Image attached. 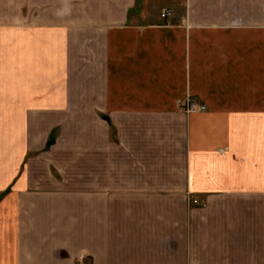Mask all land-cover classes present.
<instances>
[{
    "label": "crops",
    "instance_id": "0c3cea01",
    "mask_svg": "<svg viewBox=\"0 0 264 264\" xmlns=\"http://www.w3.org/2000/svg\"><path fill=\"white\" fill-rule=\"evenodd\" d=\"M2 5L3 149L19 167L31 136L81 138L53 189L0 209L2 242L28 225L49 249L0 264H264V0Z\"/></svg>",
    "mask_w": 264,
    "mask_h": 264
},
{
    "label": "rangeland",
    "instance_id": "374dc122",
    "mask_svg": "<svg viewBox=\"0 0 264 264\" xmlns=\"http://www.w3.org/2000/svg\"><path fill=\"white\" fill-rule=\"evenodd\" d=\"M3 9L5 8L2 5V0H0V16L1 13H3ZM61 121L65 120H58L59 123ZM0 123H2V120H0ZM69 132V128L58 126L53 129H50L47 134L42 133L41 135L31 136L30 141H32L35 146H37L39 141L38 145H41V149L27 150L23 159V164L17 167L15 164L19 162L18 160L22 159V152L19 153L18 151H9L3 149L6 143V134H4L3 127L0 124V185L1 178L15 177V182L13 181L7 184L4 189H0V209L7 206L10 208H17L20 206V208L27 210V208H29L28 204L32 201L33 196H35V194L45 196V192H48L49 190L53 189V185L50 180V174L54 175L55 177H58L59 180L61 179V177L59 170H57V168L54 167L50 161L56 159V155H59L62 152L64 153V151H59L61 147L64 148L67 144L72 143L73 141L81 138L80 135H76L75 137H73ZM59 157L60 156H58V158ZM8 162H10V166ZM78 170L80 171V166L78 167ZM23 177H26V179L28 178L29 180L26 183V186H29L30 193L25 192L23 195V199L19 200L16 196V182L19 180V178ZM32 181L35 182L33 183ZM4 212L8 214V211L5 210ZM1 217L2 215L0 214V228L3 222ZM29 222H32V219L29 220ZM23 227L24 228L20 231L13 230L5 232L4 237L7 238L6 242H2L3 234L0 230V260L1 256H5L8 254L16 255L17 244H19L18 246L20 247L22 246V250L27 249L29 253H32V251L35 252L36 249L38 251H41V249L42 251L44 249H49L40 247L39 244H37L36 247L34 244L35 237L33 229L29 228L28 225H24ZM8 232L9 234L6 235V233ZM42 235H44V232H42ZM45 235L48 238L49 232H45ZM68 253H70L69 249L62 248L60 251L58 249L57 255L66 256L68 255Z\"/></svg>",
    "mask_w": 264,
    "mask_h": 264
},
{
    "label": "built area",
    "instance_id": "2783aa9c",
    "mask_svg": "<svg viewBox=\"0 0 264 264\" xmlns=\"http://www.w3.org/2000/svg\"><path fill=\"white\" fill-rule=\"evenodd\" d=\"M161 17H164V14H161ZM182 104V110L189 114V113H200L206 111V106L203 104H199L193 100L187 99ZM191 203L195 206H202L196 198L191 199Z\"/></svg>",
    "mask_w": 264,
    "mask_h": 264
}]
</instances>
